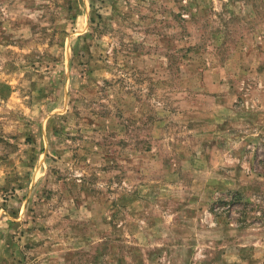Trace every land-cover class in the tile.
<instances>
[{"label": "rangeland", "instance_id": "obj_1", "mask_svg": "<svg viewBox=\"0 0 264 264\" xmlns=\"http://www.w3.org/2000/svg\"><path fill=\"white\" fill-rule=\"evenodd\" d=\"M0 264H264V0H0Z\"/></svg>", "mask_w": 264, "mask_h": 264}]
</instances>
